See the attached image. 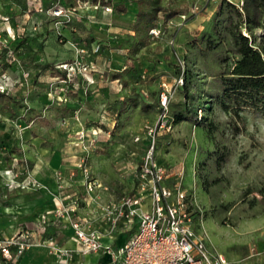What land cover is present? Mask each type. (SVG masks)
Masks as SVG:
<instances>
[{"label":"rangeland","instance_id":"obj_1","mask_svg":"<svg viewBox=\"0 0 264 264\" xmlns=\"http://www.w3.org/2000/svg\"><path fill=\"white\" fill-rule=\"evenodd\" d=\"M150 1L143 3L146 12ZM196 1L159 0L160 33L153 36L151 28L148 43L141 45L145 33L133 30L137 0H111V7L91 0L75 5L0 0V92L11 96L9 107L0 103L1 236L29 218L40 219L64 194L87 197L75 168L81 158L102 185L95 190L99 202L131 192L150 126L156 131V159L170 181L180 180L207 251L229 264H264V119L245 110V125L236 132L215 100L228 39L212 49L200 39L205 34L219 41L214 31L219 0L202 1L185 21L178 16L166 21L165 11H190ZM118 4L126 6L125 13L115 10ZM219 28L224 35L222 24ZM253 33L264 57V27ZM179 60L187 87L170 101V130L155 129L159 85L180 74ZM49 64L65 70L67 79L52 76ZM117 73L121 76L112 79ZM128 97L138 104L125 105ZM142 101L153 107L145 110ZM188 108L200 125L173 122L174 112ZM91 206L80 200L78 212L85 215ZM68 222L63 218L60 230L50 225V234L67 240ZM43 248L22 264H47L50 253Z\"/></svg>","mask_w":264,"mask_h":264},{"label":"built area","instance_id":"obj_2","mask_svg":"<svg viewBox=\"0 0 264 264\" xmlns=\"http://www.w3.org/2000/svg\"><path fill=\"white\" fill-rule=\"evenodd\" d=\"M202 1L206 5L210 2L196 1L179 18L185 21L197 14ZM159 31L154 27L150 33L157 36ZM178 63L182 66L180 74L172 83L162 81L159 85L155 129L170 130L172 126L170 101L183 86V64L180 60ZM155 136L154 128L146 126L147 143L135 170L134 188L113 200L98 201L95 190L102 185L91 178L86 160L79 159L75 168L82 176L87 197L64 194L40 219L25 222L10 235H0V264H20L26 251L41 246L59 264H73L76 256L85 258L91 254L101 256L96 264H229L223 255L208 252L195 232V215L180 180L170 181L167 168L156 159ZM133 141H140V136H135ZM70 175L73 177L75 171ZM80 200L92 203L85 215L78 214ZM63 218L69 221L71 247L62 245L58 236L50 234L48 229L52 225L60 230ZM77 264L88 263L80 260Z\"/></svg>","mask_w":264,"mask_h":264},{"label":"trees","instance_id":"obj_3","mask_svg":"<svg viewBox=\"0 0 264 264\" xmlns=\"http://www.w3.org/2000/svg\"><path fill=\"white\" fill-rule=\"evenodd\" d=\"M77 1L74 0V5ZM94 4H101L106 7H111V0H91ZM138 13L137 19L133 25L135 34L145 33L144 40L141 45L148 43L147 32L153 27H157V12L163 8L159 0H137ZM150 1L152 10L146 12L143 9V3ZM118 13H125L126 6L118 4L115 7ZM186 12L174 9L171 12H164L165 19L178 16ZM215 27L219 41L214 40L213 36L202 35L201 41H205L207 47L210 49L216 48L220 39L227 37L228 48L226 54L221 57L220 63L222 68L219 72L221 80V92L215 96V100L220 104L223 111L227 112L230 117L231 129L239 132L241 126L245 125V120L241 113L245 110L256 114L264 119V57L263 51L255 44V35L253 29L257 27H264V0H242V5L238 6L230 0H219L216 6ZM224 35L220 31V25ZM248 32L244 34L243 30ZM136 49V48H135ZM230 60V62H228ZM45 68L52 70V76H57L66 80V71L55 68L53 65H45ZM180 72V70H179ZM121 74L117 73L112 76V79H117ZM187 87V84L183 85ZM11 96L6 92H0V103L5 107H9ZM129 104L136 106L137 100L128 97L125 105ZM145 110L153 107L152 104L144 101L140 102ZM189 108L184 110H177L174 112L173 122L178 123L184 120H194L200 125V120L195 114H190Z\"/></svg>","mask_w":264,"mask_h":264},{"label":"crops","instance_id":"obj_4","mask_svg":"<svg viewBox=\"0 0 264 264\" xmlns=\"http://www.w3.org/2000/svg\"><path fill=\"white\" fill-rule=\"evenodd\" d=\"M188 25V24H187ZM54 208V207H53ZM52 208V209H53ZM8 209H9V207H8ZM51 209V210H52ZM10 210H12L13 211V209L12 208H10ZM49 210V209H48ZM48 210H46V211H48ZM78 214L80 215V212H78ZM51 217L53 218V216L51 215ZM32 218H29V221H32L31 220ZM57 229V228H56ZM60 229V228H59ZM58 230V229H57ZM49 232H50V230H49ZM67 232H68V239L67 240H65V238H61L60 237V234L58 233V232H56V231H54L52 234H55V235H57L58 236V238H59V240H60V243L62 244V245H64V246H67V247H71L73 244H72V242H71V240L69 239V235L71 234V230L68 228V230H67ZM64 237V236H63ZM39 250H44V248L43 247H32V248H30L28 251H26L24 254H23V256L21 257V259H20V264H22V263H28V261H29V257H31L32 255H33V253L34 254H37L38 253V251ZM45 251V250H44ZM50 261L47 263V264H59L57 261H56V258H55V256L53 255V254H50ZM101 259V256L100 255H96V254H91V255H89V256H87V257H85V258H81V257H77L76 256V258H75V260H74V262H73V264H77V262H79L80 260H84L86 263H88V264H96V263H98L99 262V260Z\"/></svg>","mask_w":264,"mask_h":264}]
</instances>
